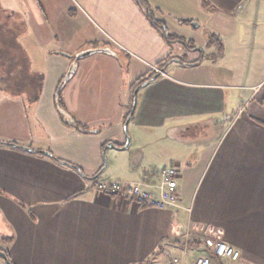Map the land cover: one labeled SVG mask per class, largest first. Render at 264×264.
<instances>
[{
  "label": "crops",
  "instance_id": "1",
  "mask_svg": "<svg viewBox=\"0 0 264 264\" xmlns=\"http://www.w3.org/2000/svg\"><path fill=\"white\" fill-rule=\"evenodd\" d=\"M203 1L224 20L251 8L246 22L256 31L264 26V0ZM256 31L240 39L237 32L216 30L210 65L204 64L208 52L199 49L196 57L187 55L188 61L200 60L190 65L178 61L173 44L150 26L134 0H0V87L15 86L21 96L26 91L32 129L44 139L31 147L28 137L0 133V250L10 262L167 264L182 254L180 235L193 224L199 229L192 239L200 244L217 239L240 252L236 261L212 256V264H264V30ZM76 33L82 43L74 52L107 47L115 54L75 62L61 109L54 92L73 54L63 44ZM169 56L174 58L159 67L164 75L155 73L152 66ZM100 67L111 70L118 98L108 97L103 82L101 95L89 94L90 81L109 74ZM146 73L156 78L137 90L128 145L141 132L144 141L156 135L158 150H181L169 164L178 169V208L137 205L95 189L111 180L154 184L166 167L159 154L147 171L130 169V179L113 169L95 180L108 152L104 145L126 133L131 85ZM22 98H0V126L21 112L16 105ZM26 123L30 127L25 120L13 123L14 129ZM111 143L107 149L128 147ZM133 148L143 157L145 146Z\"/></svg>",
  "mask_w": 264,
  "mask_h": 264
},
{
  "label": "rangeland",
  "instance_id": "2",
  "mask_svg": "<svg viewBox=\"0 0 264 264\" xmlns=\"http://www.w3.org/2000/svg\"><path fill=\"white\" fill-rule=\"evenodd\" d=\"M148 3L149 5L151 4L150 6L152 7L154 11V16L157 19L163 21L168 32L174 33L178 35L179 37H181L186 42L188 43L191 42L192 44H194L195 47L193 48V50L195 51L188 52L186 54L188 55V57H192V58L196 57L197 55L196 49H199L200 51L204 50L208 52L207 53L208 55L204 57L205 66H209L210 63L212 62V59L209 57V52H212L213 50H215V45L213 44L214 42H212V35L214 33H217L216 30L219 32H221L222 30L223 31L222 33L224 34V36H226L227 34L229 36L231 33L234 34L237 32L239 34L238 38L240 39L243 34H247L246 32L248 30L249 31L251 30L254 32L256 31V28L254 29V26L252 23L246 22V17H250L249 15H252V13L254 12L252 11L251 8H249V11H247L248 7H246L240 14L235 13L231 16V18H226L224 20L219 15L216 16L212 14L208 6V3L203 0H150V2ZM259 14L264 15V5H262V9H260ZM227 21H232V22L228 23ZM225 25H227V28L225 30L221 29ZM257 29L262 31L264 30V26L262 27L260 25L258 26ZM260 31H256V32L260 34L261 33ZM244 36L246 37V35ZM66 41L69 42L70 44H63L64 45L63 49H66L67 51H71V52L73 51V54L71 55L70 60L72 64H74L75 62L77 63V61L80 58H77V50H75L74 52V49L75 47H78L77 49L80 48V46H75V45H81L82 43L81 36H78L76 33L74 37L72 36V38L71 37L66 38L65 43ZM173 47L179 53L180 56L183 54V50H185L184 47H182L179 43H173ZM228 47L230 46L227 45L228 51L231 50ZM254 57H257V55H255ZM121 58L124 59L123 57ZM259 64H261L259 61L256 62V65H259ZM101 68L102 67H100V69ZM104 69H107L109 74L107 75L106 78H97V80L92 79L90 81V84L92 85V87L91 89L90 88L88 89L89 94L92 95L94 94L93 91H95V94L101 95L100 94L101 89L102 90L104 89V86L101 85V83L103 82L105 87H107L108 89L106 91V94H108V97L118 98L120 94L119 93L117 94V89L114 88L115 83L113 84L114 81H113L112 75L110 74L111 70L108 68H102L101 69L102 72ZM9 80L11 83H13L15 80H17V78L12 77V78H9ZM123 82H125V78ZM36 86H38V84L36 82H33L32 87L36 88ZM57 86L55 88V92H56ZM64 87L60 91V99L65 98L66 91L68 90L67 88H64ZM15 88H16L15 86H9V87L1 86L0 87V98L2 96L4 98H20V97L22 98V96H24L25 98V99L22 98V99L17 100V101L20 100V102H18L16 106L17 107L19 106L18 108L21 112L16 113L18 114L17 117L15 114L14 117L10 116L8 117L9 118L8 120H3V122L1 123L3 125L0 126V133H7L9 135H13L17 137L18 139L21 137L22 138L28 137L32 141L30 144L31 147H38V145H41V143H43L44 139H42V137L38 135L37 128L32 129L33 125H32V122L30 121L31 117L29 116V113L31 112L32 108L30 107L28 108L27 103H26V102L30 103L32 101L29 100L30 98L26 97V94H25L26 91H23L24 94H22L21 96L19 93L15 92L16 91ZM131 91H132V88H131ZM132 103H131V106H132ZM22 107L24 110H22ZM0 110H3V107H0ZM17 110L18 109H16V111ZM115 110L116 109L113 106V109L111 110L112 115L115 114ZM21 120H25L29 122L30 127H28V124L26 123V126H23L21 129H14L16 127H14L15 125H13V123L18 124ZM8 121L10 122V126H8ZM131 133L133 134V126H130L129 129H128V126H126V133L125 132L123 133V130H122L121 135L119 134L118 136L114 137L112 140H110L108 143L104 145V151L107 150L108 152L107 154H104V156L102 157V165L99 171L95 173V175L98 173L100 174H98L95 180L104 179V176L108 173L110 174V172L113 169H115L116 171L126 172V175L124 176H128L127 178L130 179L132 177L131 175H129L131 174L130 169L137 167V170L147 171L150 167H154L155 163L157 164L159 162L158 161L159 159L163 161L164 165L169 166V164L172 161H175L174 160L175 158L173 157L176 156L177 154L182 153L181 150H179L176 146H173V145H170L168 150L167 149L158 150L159 148H157V144L153 142L154 139L156 138V135H153L148 140L144 141L143 137L145 136L142 135L141 132L136 133V138L132 137L133 140H132L131 146L128 145L126 149L116 148V147H113V148H116L117 150L111 149V148L107 149L108 144H110L111 142H114L116 144L121 143L124 146L128 138L129 143H130ZM137 145H139L141 148L145 146L144 151H143L144 154H143V157L141 158L140 156H138L139 154L136 153L135 150H133L134 149L133 147H136ZM159 154H162V157L161 158L159 157V159L157 160V156ZM137 159H138V162H136ZM104 162H106V170L104 171V173H101V171L104 168L103 166ZM114 164L115 166L113 167ZM111 174H114V173L111 172ZM196 229H193L194 230L193 236L198 231L199 229L198 226L196 227ZM207 246H209L207 243H202V247L199 249V251H202V252L205 251L204 247L206 248ZM191 249H193V251L196 252L194 248H191ZM188 259L190 260L188 261L186 260L187 264H192V259L191 258H188ZM0 264H4L1 258H0Z\"/></svg>",
  "mask_w": 264,
  "mask_h": 264
},
{
  "label": "built area",
  "instance_id": "3",
  "mask_svg": "<svg viewBox=\"0 0 264 264\" xmlns=\"http://www.w3.org/2000/svg\"><path fill=\"white\" fill-rule=\"evenodd\" d=\"M152 70L159 75H164V72L157 66H152ZM159 176V181L154 184L111 180L96 183L95 189L99 193L114 195L137 205L145 204V206L157 208H178L179 197L177 195L176 181L178 169L175 165L163 167L159 171ZM196 227L190 224L180 235L182 254L180 256H172L167 264H184L192 250L189 246V241L193 236V229H196ZM207 244L209 246L204 247L205 251H199L202 246L197 250L198 252L193 256L192 264H212V256L231 261H236L240 256V252L237 249L222 240L216 239L213 243Z\"/></svg>",
  "mask_w": 264,
  "mask_h": 264
},
{
  "label": "trees",
  "instance_id": "4",
  "mask_svg": "<svg viewBox=\"0 0 264 264\" xmlns=\"http://www.w3.org/2000/svg\"><path fill=\"white\" fill-rule=\"evenodd\" d=\"M134 2L136 3V5L138 6V8L140 9V11L144 14L146 20L148 21V23L150 24V26L156 30V32H158V34L161 36V38L169 45V44H173V43H179L182 47H184V49L188 52L193 51V48L195 47L194 44H192L191 42H186L185 40H183L181 37H179L178 35L174 34V33H170L167 31L165 24L163 23V21L157 19L154 16V11L152 9V7L149 5L147 0H134ZM177 57V56H175ZM174 58V56H169L168 58H166L163 62H159L158 64H156L157 67H163L165 66L166 63H168V61L170 59ZM181 60L182 64H196L198 63L200 60L199 59H194V60H185L182 59V57L179 58ZM155 74H143L141 76H139L138 78H136V80L133 82V84L131 85L132 87V99L134 98V92L136 89H139L140 87H142L144 84H146L147 82H149L151 80V78L154 76ZM60 82V81H59ZM56 101L58 102V106L63 109L62 107V103H61V99H60V93L58 94V96L56 97ZM131 105H130V109L128 110L127 114H126V118L127 116L130 114V110H131ZM0 144H4V143H0ZM37 152V151H35ZM37 153H41V152H37ZM47 155L52 158L53 160H55L56 162L59 163H66L63 162L62 160H60L59 158L53 156L50 152L47 153ZM66 165L71 166L70 164L66 163ZM74 167V166H72ZM77 168V167H75ZM142 206H145V204H140ZM202 244V243H201ZM200 242H198L195 239H191L189 241V246L191 248H197L201 245ZM1 252V250H0ZM7 256V255H6ZM2 259V258H1ZM3 260V259H2ZM4 264L5 261L3 260Z\"/></svg>",
  "mask_w": 264,
  "mask_h": 264
},
{
  "label": "water",
  "instance_id": "5",
  "mask_svg": "<svg viewBox=\"0 0 264 264\" xmlns=\"http://www.w3.org/2000/svg\"><path fill=\"white\" fill-rule=\"evenodd\" d=\"M197 25V24H195ZM107 53V54H115L110 48L107 47H95V48H88V49H84L80 52L77 53V58H84L87 56H90L94 53ZM76 70V64H71L67 70V72L65 73V75L62 77V79L60 80L56 92H55V98L58 96V94L60 93L61 89L64 87V85L66 84V82L74 75ZM156 76H153V79H155ZM136 93H137V89L134 91V98H133V103H132V109L130 110V114L129 116L126 118L125 124H124V131H126V126L127 123L132 115V113L134 112V108L136 106ZM129 143V139L127 138V142L124 145V147L128 146ZM10 146H14V144H9ZM108 146H113L112 143L108 144ZM105 161V160H104ZM104 166H105V162H104ZM0 258H2L6 264H12L10 262V260L7 258L6 254L4 252H0Z\"/></svg>",
  "mask_w": 264,
  "mask_h": 264
},
{
  "label": "flooded vegetation",
  "instance_id": "6",
  "mask_svg": "<svg viewBox=\"0 0 264 264\" xmlns=\"http://www.w3.org/2000/svg\"><path fill=\"white\" fill-rule=\"evenodd\" d=\"M186 51V50H185ZM187 52L188 51H186V54H187ZM186 54H184V55H181V57H182V59H185V60H188V57H187V55ZM178 61H180L181 62V60L179 59Z\"/></svg>",
  "mask_w": 264,
  "mask_h": 264
}]
</instances>
